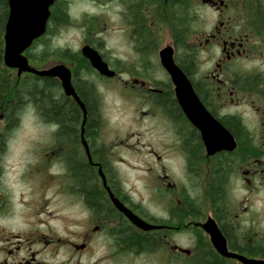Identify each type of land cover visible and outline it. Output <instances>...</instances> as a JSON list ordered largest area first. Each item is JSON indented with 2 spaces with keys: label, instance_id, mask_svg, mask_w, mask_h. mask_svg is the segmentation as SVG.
I'll return each instance as SVG.
<instances>
[{
  "label": "flooded vegetation",
  "instance_id": "obj_1",
  "mask_svg": "<svg viewBox=\"0 0 264 264\" xmlns=\"http://www.w3.org/2000/svg\"><path fill=\"white\" fill-rule=\"evenodd\" d=\"M60 1L54 0L47 30L37 38H42L37 56H32L37 39L25 50L29 63L38 69L58 64L70 69L72 85L86 109L85 123L90 104L100 114L101 87L111 81H117L120 91H132L142 102L148 100L149 107L156 108L153 116L160 117L172 141L180 146L182 175L176 179L177 174L166 168L156 152L157 169H149L144 178L150 194L135 196L104 150H95L96 136H87L84 125L91 156L80 129L83 152L51 160L55 174H47L48 181L56 184V193L68 201H60L57 208L47 202L29 203L25 214L33 217L28 221L31 224L18 230L0 226V264H248L226 253L264 264V73L242 74L238 67L241 59L255 56L256 49L264 50V0H203L217 13L218 24L194 41L192 36L201 31L194 28L196 10L193 14L190 0H176L177 4L174 0H85L117 3L129 42L126 57L108 53L100 35L85 34L80 49L56 48L60 58L50 62L45 35ZM4 4L6 26L9 0ZM166 15L172 41L164 47L172 46L176 64L200 101L232 135L236 143L232 150L208 153L201 130L178 101L172 78L160 61L159 51L164 47L159 49L155 39L160 31L157 23ZM59 23L56 20L55 25ZM179 25L183 36L175 35ZM4 33L5 27L2 62L12 91L13 71L17 84L25 78L54 79L60 94L80 108L82 127L84 111L73 96L65 94L59 77L32 72L19 75L17 68L5 64ZM84 45L96 49L114 75L97 70L83 54ZM206 47L219 50L220 55L214 67L202 73L198 58ZM159 68L165 73V83L166 79H159ZM228 100L234 105L224 104ZM19 104L21 109L33 106L39 114L44 107ZM0 109L3 119L4 103ZM3 173L0 163V215L13 213L6 206ZM235 190L242 193L233 197ZM261 191L262 212L254 205V195Z\"/></svg>",
  "mask_w": 264,
  "mask_h": 264
},
{
  "label": "rangeland",
  "instance_id": "obj_2",
  "mask_svg": "<svg viewBox=\"0 0 264 264\" xmlns=\"http://www.w3.org/2000/svg\"><path fill=\"white\" fill-rule=\"evenodd\" d=\"M67 2L71 21L68 23L60 21L59 26L54 25L53 29L50 26L45 35L52 49L78 50L83 45L85 34L90 37L100 35L106 43L108 53L126 57L129 42L116 2L85 0ZM203 2V0L188 2L193 14L196 10L194 28L201 31L192 36L193 41L197 35L214 30V26L218 24L217 13ZM166 16L157 23L160 31L155 39L159 49L172 41L170 17ZM204 38L201 36L200 41L203 42ZM38 49L39 45L35 47V51ZM256 50L258 51L255 56L239 61V72L264 73V50ZM55 54L56 52L50 53L47 61L58 60L59 52ZM219 55V50L213 47L204 48L198 58L201 72L206 73L208 69L213 68ZM12 75L15 85L16 71H13ZM158 75L160 80L166 79L160 68ZM166 81L167 79L162 83ZM101 91V122L94 140V148L95 150L103 148L104 153L115 164L118 175L127 189L135 196L147 197L150 194L144 185V178L147 179L149 169H157L159 159L156 158V152L161 154L166 168L177 174L176 179H181L179 176L182 175L183 165L182 160L178 158L182 157L178 151L180 146L172 141L170 132L160 117L153 116L156 108H150L148 100L142 102V98L136 97L132 91H120L117 81L106 83L101 87ZM224 104L234 105L229 100ZM2 112L0 109V131H3L6 125L5 119L1 118ZM56 129L55 124L42 117L33 106L27 105L21 110L17 124L8 132L0 155V163L4 171L2 185L6 192V206L13 213L0 215V226L9 225L11 229L18 230L31 224L28 221H33V217L25 214L29 203L47 202L50 208H57L60 201H68L64 195L56 193V184H51L47 177L48 173L55 174L51 160L63 157L70 144L64 138L63 143H57L54 135ZM79 144L83 152L84 147L80 140ZM168 146L169 149H166ZM171 147H175L173 151L170 150ZM240 193L242 192L235 190L232 196ZM262 198V191L254 195L256 211L262 212ZM255 225L257 226V222Z\"/></svg>",
  "mask_w": 264,
  "mask_h": 264
},
{
  "label": "water",
  "instance_id": "obj_3",
  "mask_svg": "<svg viewBox=\"0 0 264 264\" xmlns=\"http://www.w3.org/2000/svg\"><path fill=\"white\" fill-rule=\"evenodd\" d=\"M54 0H9V16L4 33V61L8 67L17 68L18 74L32 72L38 75L57 76L60 78L66 95L73 96L84 111L81 127L82 143L86 152L91 156L89 145L84 138V125L86 122V109L76 93L72 81L71 71L63 64L50 68L38 69L29 63L24 54L35 39L41 37L47 30V24ZM83 54L89 58L92 65L102 74L114 75L108 68L100 53L90 45L82 47ZM160 61L170 74L175 85V92L182 108L192 122L201 130L208 153L221 149L235 148L236 143L230 132L217 121L200 101L186 74L176 64L172 46H166L159 51ZM213 234L212 231H210ZM215 236V235H214ZM238 257L248 264L263 263L258 259H247L235 253H226Z\"/></svg>",
  "mask_w": 264,
  "mask_h": 264
},
{
  "label": "trees",
  "instance_id": "obj_4",
  "mask_svg": "<svg viewBox=\"0 0 264 264\" xmlns=\"http://www.w3.org/2000/svg\"><path fill=\"white\" fill-rule=\"evenodd\" d=\"M174 4L178 2L173 1ZM68 2L62 0L57 2L55 10L53 13L52 24L49 25L54 28L56 20L61 21L62 23H68L71 21L68 13ZM7 11L5 10L4 0H0V107L4 103V118L6 125L3 131H0V155L2 149L5 145V140L8 135V132L17 124L19 120L21 107L19 103L32 102L36 105L44 106L40 115L44 117L47 121L55 124L57 126L55 132V138L57 143H63L62 138L68 143L67 151L64 152L63 157H72L75 154L81 153L79 138H80V129H81V118L82 112L80 108L68 97L63 94H60L57 86V82L54 79H46V81L37 78L28 79L25 78L18 84L14 85V90L12 91L10 85V78L7 71L3 69L2 62V52H3V32L5 27L4 18L6 17ZM177 16V15H176ZM184 16L183 13L180 14V17ZM177 16L175 22L178 23ZM191 19L194 20V17L191 16ZM175 23V25H178ZM175 35H182L181 25L175 26L174 28ZM37 43L32 47L33 49L42 42V38L37 39ZM51 40V39H50ZM46 55L49 56L50 53L56 52L55 49H52L50 41L46 40ZM39 49L36 51V54L32 56H37ZM37 58V57H36ZM76 58H79L78 56ZM14 98V99H13ZM14 102V103H13ZM100 114L97 112L96 108L93 107V104H90L89 110V119L87 120L86 133L87 136H97L99 125H100ZM103 152V148L101 150ZM104 153V152H103Z\"/></svg>",
  "mask_w": 264,
  "mask_h": 264
}]
</instances>
